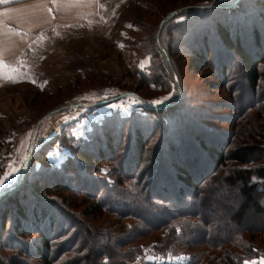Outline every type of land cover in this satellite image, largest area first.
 I'll return each mask as SVG.
<instances>
[{"label":"trees","instance_id":"1","mask_svg":"<svg viewBox=\"0 0 264 264\" xmlns=\"http://www.w3.org/2000/svg\"><path fill=\"white\" fill-rule=\"evenodd\" d=\"M184 14L187 22L168 26L173 17L161 28V22L157 25L152 60L160 64L153 62L147 78L141 72L143 78L177 76L171 50L181 55L186 51L197 67L210 69L224 86L234 82L237 67L242 81L237 104L243 100L236 104V113L263 114L264 0L191 5L175 17ZM165 31L173 32L181 45L166 47ZM175 90L180 95L176 106L150 108L142 100L148 119L130 122L127 142L125 117L122 122L105 117L69 149L58 167L46 165L44 156V149L58 141L56 136L41 146L45 165L30 175L26 170L34 151L20 180L0 194V244L12 242L14 248H6L36 264H131L142 253L141 242L155 235L151 248L161 258L182 251L188 256L183 264H245L255 245L244 236L264 231V226L251 227L248 217L250 209L261 214L264 206V151L253 158L256 147L239 146L234 132L210 133L199 124L194 101L184 96L179 78ZM148 156L155 160L145 165ZM104 163L116 169L113 183L98 170ZM52 191L83 198L67 203ZM76 204L86 206L83 211L90 219L108 214L115 224L96 230L79 224L69 210ZM68 229L75 231L70 239L65 237ZM80 230L103 250L85 246L82 256L62 259L75 250L72 244L82 237ZM27 237H34L30 247L21 242ZM3 260L0 255V264H6Z\"/></svg>","mask_w":264,"mask_h":264},{"label":"rangeland","instance_id":"2","mask_svg":"<svg viewBox=\"0 0 264 264\" xmlns=\"http://www.w3.org/2000/svg\"><path fill=\"white\" fill-rule=\"evenodd\" d=\"M232 1L234 0H100L99 6L102 4L108 8L104 17L103 14L84 18L68 17L66 27L62 31H54L55 36L47 47L37 44L33 51L31 47L27 48L24 56L29 61L25 62L26 65L22 63L25 65L23 68L20 66L16 72H4L0 77V177L11 168L17 169L0 185V194L20 180L31 145L32 153L36 151V155L30 162L31 153L29 169L26 171L33 175L45 164L58 167L69 149L82 142L94 125L105 117L116 122L125 117L124 122L120 121L126 125L127 142L130 122L132 124V121L148 119L142 109V100L154 108L180 102V95L176 96L175 90L178 78L185 88L184 96L194 101L199 124L212 134L220 131L225 134L234 132L239 146L256 147L255 155L251 153L253 158L264 151V112L261 114L252 111L243 116L236 113L237 85L242 83L237 67L234 69V82L229 81L224 86L217 81L210 69L197 67L186 51L185 55H181L178 52L174 54L171 50L173 54L170 59L178 72V78L174 74L167 77L161 75L155 79L143 78L144 74H147L145 78L148 77L153 62L160 64L157 59L152 60L153 39L157 25L166 19V15L181 12L191 5L230 4ZM90 4L87 3L85 7L89 8ZM67 5L70 9L74 4L69 2ZM175 16H172L173 21L168 26L187 22L189 18L185 14L177 18ZM198 22L207 23L203 20ZM174 38L177 37L173 32L165 31L162 43L172 48L181 45ZM157 45L161 48L160 44ZM13 79L17 82H12ZM165 96L170 98L161 104L151 103ZM133 97L138 102H134ZM156 119L155 115L149 121ZM160 121L165 123L166 118L162 117ZM53 136L58 141L54 146L44 149L48 162L42 164L44 156L40 148ZM123 146L125 144L122 143L121 148ZM154 160L155 158L151 161L148 156L144 164H153ZM234 166L232 164L230 168ZM98 170L108 175L104 178L108 183L114 182L115 177L112 176L116 169L112 164H101ZM51 193L53 197L60 195L67 198V203L71 202L70 199L79 203L83 198L57 191ZM75 206L74 209H69L70 212L79 224H85L90 229L96 230L107 223L115 224L114 218L108 214L92 220L83 211L86 208L84 204ZM248 217L251 227L264 226V206L261 214L250 209ZM104 229L105 227L102 228ZM73 232L74 229L67 231L65 237L70 239ZM79 234L84 240L82 237L74 239L72 246L75 250L62 259L82 256L85 246H89L90 250H103L104 247L96 244V240L87 241V236L81 230ZM250 234L244 238L255 246L251 251L252 255L245 259V264H264V231ZM154 237L152 235L141 242L142 253L131 264H183L188 259L182 251L161 258L151 248ZM33 240L34 237H27L21 239V242L28 247ZM3 242H8L7 237ZM8 245L6 247L14 248L12 242ZM6 247L0 244V255L6 264H36L23 257L17 258L16 250Z\"/></svg>","mask_w":264,"mask_h":264},{"label":"crops","instance_id":"3","mask_svg":"<svg viewBox=\"0 0 264 264\" xmlns=\"http://www.w3.org/2000/svg\"><path fill=\"white\" fill-rule=\"evenodd\" d=\"M98 3H95L97 2ZM100 0H7L0 3V77L4 72H16L26 65L29 58L24 56L27 48L38 45L48 46L55 36L54 31H62L68 17H104L106 9ZM69 2L74 5L68 9ZM91 3L89 8L85 6ZM51 9V11H49ZM32 53V52H31ZM25 63V65H22Z\"/></svg>","mask_w":264,"mask_h":264},{"label":"snow or ice","instance_id":"4","mask_svg":"<svg viewBox=\"0 0 264 264\" xmlns=\"http://www.w3.org/2000/svg\"><path fill=\"white\" fill-rule=\"evenodd\" d=\"M7 2V0H0V3H5ZM51 2L53 4H56L57 3V0H51ZM76 2H79V0H76ZM49 11H51V9H49ZM0 66H3L2 65V62H0ZM12 82H17L15 81L14 79L12 80ZM170 97L169 96H165L163 97L162 99H159V100H153L151 101L152 104H161L163 103L164 101L168 100ZM134 102H138V101H135V98L133 97L132 98ZM17 171V169L15 168H11L9 172H7L3 177H0V185H3L5 183V181L8 179V177L12 174V172H15Z\"/></svg>","mask_w":264,"mask_h":264},{"label":"water","instance_id":"5","mask_svg":"<svg viewBox=\"0 0 264 264\" xmlns=\"http://www.w3.org/2000/svg\"><path fill=\"white\" fill-rule=\"evenodd\" d=\"M178 13H180V11L175 12V13H173V14H172V13H171V14H168L167 17H166V19L162 20V22H161L159 28L162 27V25L165 23V21L169 20L170 18H172V16H175V15L178 14ZM150 108H153V107L151 106ZM53 113H55V112H53ZM50 115H52V114H50ZM48 116H49V115H48ZM32 150H33V145H31L30 148H29L28 156H27V158H26L27 160L25 161V166H24V168H23L22 175L24 174V171H25V169L27 168L28 161H29V159H30V156H31Z\"/></svg>","mask_w":264,"mask_h":264}]
</instances>
